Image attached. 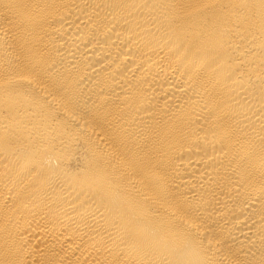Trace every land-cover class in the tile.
I'll list each match as a JSON object with an SVG mask.
<instances>
[{
	"label": "bare ground",
	"instance_id": "6f19581e",
	"mask_svg": "<svg viewBox=\"0 0 264 264\" xmlns=\"http://www.w3.org/2000/svg\"><path fill=\"white\" fill-rule=\"evenodd\" d=\"M0 264H264V0H0Z\"/></svg>",
	"mask_w": 264,
	"mask_h": 264
}]
</instances>
